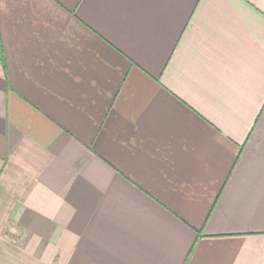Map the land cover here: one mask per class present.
Returning a JSON list of instances; mask_svg holds the SVG:
<instances>
[{
    "label": "crops",
    "instance_id": "crops-1",
    "mask_svg": "<svg viewBox=\"0 0 264 264\" xmlns=\"http://www.w3.org/2000/svg\"><path fill=\"white\" fill-rule=\"evenodd\" d=\"M0 264H264V0H0Z\"/></svg>",
    "mask_w": 264,
    "mask_h": 264
}]
</instances>
